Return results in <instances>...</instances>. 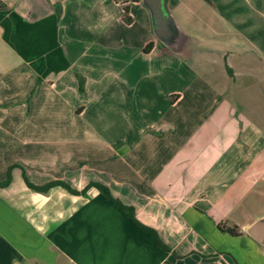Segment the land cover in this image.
Instances as JSON below:
<instances>
[{
	"label": "crops",
	"instance_id": "0c3cea01",
	"mask_svg": "<svg viewBox=\"0 0 264 264\" xmlns=\"http://www.w3.org/2000/svg\"><path fill=\"white\" fill-rule=\"evenodd\" d=\"M205 1L217 33L195 40L167 0V46L141 0H0V264H264L245 232L264 216V0ZM200 49L228 74L194 72ZM24 174L107 185L170 251L98 190Z\"/></svg>",
	"mask_w": 264,
	"mask_h": 264
},
{
	"label": "trees",
	"instance_id": "16d2710c",
	"mask_svg": "<svg viewBox=\"0 0 264 264\" xmlns=\"http://www.w3.org/2000/svg\"><path fill=\"white\" fill-rule=\"evenodd\" d=\"M124 21L127 24H131L133 22V18L130 15V6H128V5L125 6V8H124ZM153 46H154V44L150 43L147 46L146 51L147 52L150 51L153 48ZM11 172H12V168L9 169L8 179L5 182L0 183L1 187H8L10 185L11 179H12ZM24 179H25V183H26L28 188H30L34 192L42 193V194L49 193L52 189L59 187V188L65 189L67 192H69L72 195L85 196L91 189H96L100 193H102L104 196H106L121 211H123L125 213V215L128 218H130L140 229L151 234L155 238L157 244L161 248H163L165 251H170L169 246H167L160 239L156 230L142 224L137 219L135 207L130 206V205H126L125 203H123L119 198H117L113 195L111 189L107 185H105L101 182L91 181L82 190H77V189H74L69 183H67L63 180H54V181H50V182L43 184V185H36V184L29 181L26 174H24ZM219 227L222 231H224L226 233H230L232 236L241 235V231L239 230V228L237 226L229 227V226H225V225H220Z\"/></svg>",
	"mask_w": 264,
	"mask_h": 264
},
{
	"label": "rangeland",
	"instance_id": "374dc122",
	"mask_svg": "<svg viewBox=\"0 0 264 264\" xmlns=\"http://www.w3.org/2000/svg\"><path fill=\"white\" fill-rule=\"evenodd\" d=\"M187 3L191 8L188 7L187 9L189 11L186 12L185 15H179L178 18L180 19L181 24L191 31L190 34L192 36L195 35L193 38L197 41H202L203 39L200 38L201 36H206L204 31L206 26L208 28V25H210V29L208 28L207 30L208 37L209 33H211L210 30H213L217 33L219 24L221 26V22L219 21L214 8H212L211 5L205 0H187ZM198 52L199 53H197V50H195L194 53H192L193 56L188 61L192 65V70L194 72L198 71V73L203 74L212 72L228 74V66L224 67L221 65L220 62H218V57L215 55V53L210 55L205 53L203 58L201 57L202 50L200 49Z\"/></svg>",
	"mask_w": 264,
	"mask_h": 264
},
{
	"label": "water",
	"instance_id": "95a60500",
	"mask_svg": "<svg viewBox=\"0 0 264 264\" xmlns=\"http://www.w3.org/2000/svg\"><path fill=\"white\" fill-rule=\"evenodd\" d=\"M149 10L157 39L167 46L177 43L179 29L174 17L167 9V0H141ZM245 232L257 242L264 245V216L259 217Z\"/></svg>",
	"mask_w": 264,
	"mask_h": 264
},
{
	"label": "flooded vegetation",
	"instance_id": "af4514ba",
	"mask_svg": "<svg viewBox=\"0 0 264 264\" xmlns=\"http://www.w3.org/2000/svg\"><path fill=\"white\" fill-rule=\"evenodd\" d=\"M178 38H179V35H178ZM177 42H178V40H177Z\"/></svg>",
	"mask_w": 264,
	"mask_h": 264
}]
</instances>
